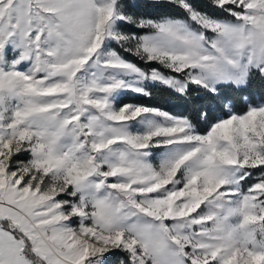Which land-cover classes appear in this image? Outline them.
<instances>
[{
	"label": "snow or ice",
	"instance_id": "1",
	"mask_svg": "<svg viewBox=\"0 0 264 264\" xmlns=\"http://www.w3.org/2000/svg\"><path fill=\"white\" fill-rule=\"evenodd\" d=\"M254 84L264 0H0V264H264Z\"/></svg>",
	"mask_w": 264,
	"mask_h": 264
},
{
	"label": "trees",
	"instance_id": "2",
	"mask_svg": "<svg viewBox=\"0 0 264 264\" xmlns=\"http://www.w3.org/2000/svg\"><path fill=\"white\" fill-rule=\"evenodd\" d=\"M151 91L153 94L150 99L129 92L124 96V102H133L137 104H146L155 107H163L165 110H168L173 114H180L184 111L185 106L183 101L170 94L162 86L154 87L151 89ZM261 91H264V89H261L258 84H254L250 88L249 93L254 96H258ZM239 95L240 94L238 93H233V96L237 99L239 98Z\"/></svg>",
	"mask_w": 264,
	"mask_h": 264
},
{
	"label": "rangeland",
	"instance_id": "3",
	"mask_svg": "<svg viewBox=\"0 0 264 264\" xmlns=\"http://www.w3.org/2000/svg\"><path fill=\"white\" fill-rule=\"evenodd\" d=\"M125 103H133V102H125ZM137 104V103H136Z\"/></svg>",
	"mask_w": 264,
	"mask_h": 264
}]
</instances>
